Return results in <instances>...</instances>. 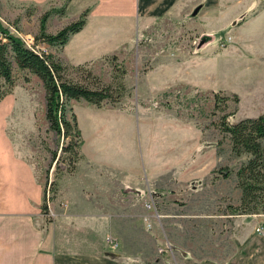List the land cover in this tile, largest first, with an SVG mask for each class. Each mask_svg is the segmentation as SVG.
Segmentation results:
<instances>
[{"label":"rangeland","instance_id":"obj_1","mask_svg":"<svg viewBox=\"0 0 264 264\" xmlns=\"http://www.w3.org/2000/svg\"><path fill=\"white\" fill-rule=\"evenodd\" d=\"M69 1L0 0V22L29 49L57 58L62 47L34 44L33 36L44 12L52 11L45 22L49 34L75 21L78 6L67 10ZM198 1L184 0L186 7L128 29L102 28V37H121L127 45H108L106 50L115 54L69 74L83 80L87 71L112 85L114 56L125 72L124 94L99 109L69 100L67 109L80 130L78 169L91 165L105 181L120 178L134 188L131 197L150 204L151 222L137 225L143 248L156 252L181 246L208 256L225 255L232 246L238 256L244 248L238 243L241 227L255 234L264 214L229 210L239 202L234 172L245 157L231 154L217 123L222 115L232 124L264 112V0H201L196 6ZM60 10L62 15L56 13ZM11 73L12 85L3 98L20 106L25 145L40 156L52 203L58 180L70 174L61 159L70 136L48 128L41 82L14 65ZM214 96L224 99L218 110Z\"/></svg>","mask_w":264,"mask_h":264},{"label":"crops","instance_id":"obj_2","mask_svg":"<svg viewBox=\"0 0 264 264\" xmlns=\"http://www.w3.org/2000/svg\"><path fill=\"white\" fill-rule=\"evenodd\" d=\"M183 1L70 0L67 10L76 5L77 17L85 10L87 15L57 59L70 67L115 54L107 46L127 41L102 37V28L128 29L186 7ZM261 87L264 92V84ZM19 107L10 97L0 100V264H264V235L254 234L249 226L239 231L238 243L244 248L238 256L232 246L225 255L208 256L181 246L156 252L143 248L136 239L137 225L151 222L147 202L131 197L134 188L120 178L105 181L91 165L79 170L82 155L75 169L58 180L51 203L54 215L47 220L41 210L45 174L40 156L26 148Z\"/></svg>","mask_w":264,"mask_h":264},{"label":"trees","instance_id":"obj_3","mask_svg":"<svg viewBox=\"0 0 264 264\" xmlns=\"http://www.w3.org/2000/svg\"><path fill=\"white\" fill-rule=\"evenodd\" d=\"M52 11L44 12L38 21L37 34L33 42H43L49 46L62 47L68 38L78 33L85 23L87 10L75 21L68 23L54 34L45 32V22ZM59 15L63 11L58 12ZM112 85H104L95 76L84 71L83 80L70 76V71H80L81 65L64 66L52 54L36 52L25 46L17 34H12L0 22V100L9 93L12 85V65L18 70H27L40 82L44 92V117L48 128L58 136L69 141L61 148L66 156L65 171L71 173L80 158L78 148L81 145L80 130L76 126L74 115L67 109L69 100H82L96 109L103 103H117L124 94L122 77L125 74L121 63L114 56L110 57ZM118 69H120L118 71ZM118 72V76L115 73ZM224 99L214 96V109L218 110ZM68 113V115H66ZM227 115L219 117L218 129L226 135L231 154L244 156L234 172L236 187L239 189V202L230 207L231 213L264 214V112L254 118H244L235 123H228ZM51 159L56 155L51 152ZM223 173V177L227 176ZM44 190L41 210H45Z\"/></svg>","mask_w":264,"mask_h":264},{"label":"built area","instance_id":"obj_4","mask_svg":"<svg viewBox=\"0 0 264 264\" xmlns=\"http://www.w3.org/2000/svg\"><path fill=\"white\" fill-rule=\"evenodd\" d=\"M44 205H45V210L42 211V214L45 216V218H49L50 219L54 215V213H53V210H52V207H51V200H50V197H49L48 185L45 186V190H44ZM145 207L146 208H150V204L146 203ZM254 231L257 234L264 235V225H260V226L254 227ZM106 240H107V242H112L111 237L107 236ZM116 245H117V242L114 241L113 242V246H116Z\"/></svg>","mask_w":264,"mask_h":264}]
</instances>
